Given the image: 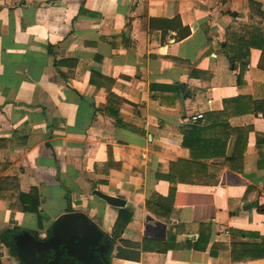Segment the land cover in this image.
Instances as JSON below:
<instances>
[{
	"label": "crops",
	"instance_id": "obj_1",
	"mask_svg": "<svg viewBox=\"0 0 264 264\" xmlns=\"http://www.w3.org/2000/svg\"><path fill=\"white\" fill-rule=\"evenodd\" d=\"M245 25L264 27V0H1L0 264H27L7 230L44 238L69 212L104 232L110 264H264L263 112L208 128L220 141L200 153L207 168L167 180L190 159V117L211 124L225 100H264L263 52L242 59L239 84L224 50L228 27ZM241 128L243 172L224 169L210 185L225 159L208 154L229 137L231 157L237 137L226 134ZM33 192L40 215L17 211ZM123 211L131 219L118 230Z\"/></svg>",
	"mask_w": 264,
	"mask_h": 264
},
{
	"label": "trees",
	"instance_id": "obj_2",
	"mask_svg": "<svg viewBox=\"0 0 264 264\" xmlns=\"http://www.w3.org/2000/svg\"><path fill=\"white\" fill-rule=\"evenodd\" d=\"M1 1V0H0ZM20 3L22 0H15ZM191 34V30L189 27L182 29L179 32V39H184ZM226 42H225V53L229 59L231 64L239 66V73H238V83L241 84L243 82L244 74L247 70V64L242 61L244 57H247L251 54L252 49H259L263 52V56L261 59L260 66L264 68V27H259L255 25H245L242 26V30L238 32L237 28L234 26L228 27L226 31ZM246 97L241 98H234L224 101V109L220 112L211 113L207 117V121L211 120V124H204L200 125L198 123H194L189 125V127L184 132L183 138V147L190 150V159L188 160H178L177 162H173L171 164L170 175L167 177V180L175 185L178 183V179L175 177L176 172L183 168L187 171L191 170H199L205 169L207 166L200 162V159L204 157V154H200L202 150L206 148H210V145L214 144L215 142H219L218 135H211V137H206L204 132L209 128V130L215 129H223V126H228V119L234 116L243 115L247 111L258 112L261 111L264 113V100H251L250 105L251 108L248 107V101ZM250 132V128H241V129H234L230 130L226 135H233L235 134L237 137V143L234 148L233 155L231 157L225 156V149L227 145V141L229 137H226L223 146L220 151L213 152L208 154L209 156H215L216 158L224 157V162L219 164L218 167V175L214 179L210 185H217L219 182L220 175L224 169H230L239 173H242V169L240 168L243 157L246 152L247 147V139ZM258 143H257V154L258 159H264V151L262 150L264 147V134L257 133ZM212 148V147H211ZM214 149V148H213ZM110 157V155H109ZM195 172V171H191ZM192 182H196L195 179ZM34 196L35 201L28 206H24L21 208V212H35L40 215V202L38 198V194L33 192L31 194ZM26 194H22L21 198L25 202ZM29 203V202H28ZM16 211V207H14ZM131 219V214L126 211L121 212L119 222L117 223V229L121 230ZM17 230H7L5 232L4 239L8 244L12 245V241L9 240L10 237H13Z\"/></svg>",
	"mask_w": 264,
	"mask_h": 264
},
{
	"label": "water",
	"instance_id": "obj_3",
	"mask_svg": "<svg viewBox=\"0 0 264 264\" xmlns=\"http://www.w3.org/2000/svg\"><path fill=\"white\" fill-rule=\"evenodd\" d=\"M95 194L112 206L125 205L119 197L99 191ZM13 245L21 254L40 264H110L106 256L107 236L83 212L59 216L44 238L29 231L17 232Z\"/></svg>",
	"mask_w": 264,
	"mask_h": 264
},
{
	"label": "flooded vegetation",
	"instance_id": "obj_4",
	"mask_svg": "<svg viewBox=\"0 0 264 264\" xmlns=\"http://www.w3.org/2000/svg\"><path fill=\"white\" fill-rule=\"evenodd\" d=\"M14 248H15V247H14ZM15 250H16L17 255H18L21 259H23L27 264H40L39 261L36 262V261H34L33 259H31V258H29V257H27V256H24L23 254H21V253L19 252L18 249L15 248Z\"/></svg>",
	"mask_w": 264,
	"mask_h": 264
},
{
	"label": "built area",
	"instance_id": "obj_5",
	"mask_svg": "<svg viewBox=\"0 0 264 264\" xmlns=\"http://www.w3.org/2000/svg\"><path fill=\"white\" fill-rule=\"evenodd\" d=\"M204 118V115L202 113L196 114L192 117L189 118V123L190 124H194V123H198L199 121H202Z\"/></svg>",
	"mask_w": 264,
	"mask_h": 264
}]
</instances>
